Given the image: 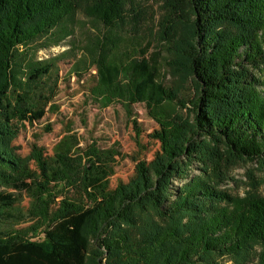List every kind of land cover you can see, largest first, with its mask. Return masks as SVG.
<instances>
[{"label":"trees","instance_id":"obj_1","mask_svg":"<svg viewBox=\"0 0 264 264\" xmlns=\"http://www.w3.org/2000/svg\"><path fill=\"white\" fill-rule=\"evenodd\" d=\"M163 7L174 85L160 79L157 57L120 52L125 26L143 20L130 0H0V264H264L256 180L243 196L220 188L236 163L254 162L264 173V0ZM77 13L103 28L88 48L96 73L85 101L99 108L122 101L130 114L143 104L159 125L150 134L159 143L154 157L144 155L115 186L119 147L79 134L63 117L52 152L37 133L28 154L15 143L59 108L56 63L34 58L32 44L71 34ZM80 118L87 126V115ZM195 162L203 173L191 176Z\"/></svg>","mask_w":264,"mask_h":264},{"label":"rangeland","instance_id":"obj_2","mask_svg":"<svg viewBox=\"0 0 264 264\" xmlns=\"http://www.w3.org/2000/svg\"><path fill=\"white\" fill-rule=\"evenodd\" d=\"M130 3L139 9L143 20L141 27L137 29L130 25L125 26L123 33L125 43L120 52L128 51L132 59H140L143 56L157 57L161 68L160 79L167 85H174L177 82V77L173 75L166 64L168 52L165 47L166 42L161 40L160 34L164 0H130ZM150 29L153 32L152 35ZM68 30L71 34L57 43L54 42L55 37H52L51 39H40L32 44L30 53L34 58L37 60L53 59L56 63L55 70L58 72L59 80L54 101L59 108L55 112L47 113L43 120L35 124V127L28 126L27 131L23 132L15 140V143L19 145L23 154H28L31 143L37 140L34 138L37 133L41 136L38 143L52 152L53 146L65 132L61 120L63 117L66 121L74 123L75 131H78L79 134L87 138L94 135L101 139V143L104 145L116 144L119 147L123 156L118 158L116 173L112 177V183L115 186L119 180L127 181L133 175L136 163L143 159L144 155L147 160L154 157L159 143L152 139L150 134L159 125L149 115L143 104H134L130 109L132 113L130 114L122 101H116L113 105L105 108H99L97 105L85 101L89 87L94 84L93 75L96 73L88 48L92 47L98 37L102 36L103 28L84 14L77 13L73 22L69 23ZM131 37L134 39L132 40ZM150 40V47L142 52L145 44ZM261 77L264 79V72ZM184 87L187 90L194 88L191 79H187ZM81 114L87 115V126L81 121ZM133 119H136L137 125L142 131L140 138ZM46 124L52 126L51 132L44 133L43 127ZM141 138L142 143L148 147L147 152L138 147L137 142ZM250 171L254 173V179L250 178ZM188 172L191 176L203 173L197 162L192 164ZM253 181L258 184V192L264 195V173L257 169V164L254 162H239L230 166L220 188L234 195L243 196L252 189ZM174 184L182 185L183 182L176 180ZM1 190H6V188L0 186ZM27 204L28 199L24 198L22 206ZM228 263H232V261H228Z\"/></svg>","mask_w":264,"mask_h":264}]
</instances>
